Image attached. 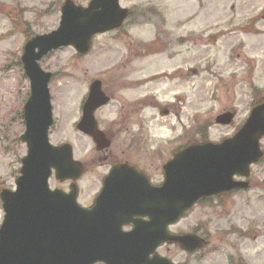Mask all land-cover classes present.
<instances>
[{"label": "rangeland", "instance_id": "rangeland-1", "mask_svg": "<svg viewBox=\"0 0 264 264\" xmlns=\"http://www.w3.org/2000/svg\"><path fill=\"white\" fill-rule=\"evenodd\" d=\"M65 1L0 0V186L15 187L27 153L19 140L26 131L23 100L30 92L21 66L24 46L29 36L59 27ZM72 1L80 6L90 2ZM121 5L132 12L131 17L122 29L95 36L87 55L62 48L41 61L43 70L54 74L50 140L54 145L72 144L74 157L88 167L89 176L99 177L107 164L100 162L92 140L73 130L81 117V98L96 79L119 93L117 101L136 109L120 113L116 124L115 110L96 113L103 121L99 128L115 134L112 157L122 158L127 150L132 161L153 170L181 144L232 137L255 102L264 98V0H121ZM16 12L22 13L19 29L10 17ZM120 58L123 67L116 72L113 66ZM188 69L199 71L184 81ZM162 108L172 114L161 117ZM227 112L236 114L233 125H217L215 119ZM130 138H139L136 149L129 146ZM261 145L264 151V139ZM249 181L248 191L199 204L178 225L183 233L202 226L213 237L228 231L203 250L209 259L204 264H219L227 252L247 264H264V158L251 168ZM81 190L84 203L94 189L82 184ZM3 217L0 203V224ZM169 255L177 261L185 258L175 248ZM187 261L197 264V257L188 256Z\"/></svg>", "mask_w": 264, "mask_h": 264}, {"label": "water", "instance_id": "water-1", "mask_svg": "<svg viewBox=\"0 0 264 264\" xmlns=\"http://www.w3.org/2000/svg\"><path fill=\"white\" fill-rule=\"evenodd\" d=\"M61 13L56 31L35 37L24 48L22 63L31 94L25 107L27 132L21 139L27 143L28 154L22 161L16 191L1 194L5 217L0 228V264H172L149 258L161 242L178 243L193 252L203 241L193 235L169 236L168 227L202 199L248 188L247 182H237L235 177H249L251 166L264 156V103L251 111L232 138L178 153L165 166V183L160 188L147 185L133 167H114L109 179L115 183L105 186L96 203H114L125 215L116 227L107 225L95 234L87 211L77 203L76 185L68 195L49 189L53 170L63 182L80 179L84 168L73 160L70 145L54 147L49 142L51 74L45 73L39 62L62 47L88 53L93 36L120 28L129 11L119 6V0H92L88 8L68 0ZM106 103L101 83L95 82L80 129L98 144L102 135L96 130L93 114ZM233 120L234 114L229 112L218 116L216 123L229 126ZM137 212L147 216L148 223L133 224L131 213ZM123 219L132 223L135 231L116 238Z\"/></svg>", "mask_w": 264, "mask_h": 264}, {"label": "flooded vegetation", "instance_id": "flooded-vegetation-1", "mask_svg": "<svg viewBox=\"0 0 264 264\" xmlns=\"http://www.w3.org/2000/svg\"><path fill=\"white\" fill-rule=\"evenodd\" d=\"M119 61L122 62V59H120ZM122 67H123V64H119L117 66L116 72H118ZM124 67H126V66L124 65ZM132 72L136 73L134 71H132ZM190 72L193 75H196L198 73L197 70H192V69H190ZM183 79H184V81H187V77H186L185 72L183 74ZM102 87H103V91L105 93V97L108 99L109 103L107 105L101 107L100 109H98L96 111V113L105 110V115H108L109 113L112 112V110H115V112L113 113L112 123L116 124V122H117L116 118L119 116L120 113H122L123 111H126V109H128V111L130 113H134V111H136V109L132 106H129V107L124 106V100L117 101L116 95L119 93H117L116 91H112L107 84L102 83ZM27 100H28V94H25V98L23 100L22 111H21V119H22L24 126H25V121H24L23 110H24V107L26 105ZM164 112H166L168 114V116H170L172 114L170 109L162 108L159 111V115L161 116V114ZM96 113H95V116H96V120L98 122V125H101L103 123V121L98 120ZM2 121H5V119H3ZM102 131L105 134V138L110 143V146L108 147V149H105L102 151H96V152H98V154H100L99 160L102 163V165L107 164V170H105L99 177L89 176L90 170L88 171V167L85 165L86 173H85L84 177L77 182L79 189H80V194H79V199H78V201L80 203H82L81 202V200H82L81 185L84 184L85 187L90 186L94 189V192H92L89 195V198L87 197L85 202L82 203V206L86 209V211L88 213V221L91 222L95 226L93 229L95 234L101 232L103 230V228L107 225H111L113 227H116L119 224V221L122 218V216L125 215V213L123 211L118 210L119 209L118 206L114 205V203L105 202L104 204L100 205V204H97L95 201L96 198L98 197V195L103 191L105 186H113L114 185L115 182L112 181L111 179H109V175H110L111 169L115 165L128 164V165L134 166L136 169H138V174L140 175L141 178L144 179V181L146 182L147 185H150L151 188H159L164 183V176H165L164 167H165L166 163H168L175 156V153H178L180 150H182V147L187 145L185 143L181 144L184 146H181L179 149L175 150L174 153L171 154L172 156L169 157L167 162L163 163L159 168H156L153 170L151 168L150 169L147 168L146 166L142 167L138 163H136L135 161H132L131 157L127 156V150H124L122 158H113L112 152H111V147L113 145V139L115 140V134H114V136L109 134V131H111V129L110 130L103 129ZM79 134H81V133H79ZM128 144L130 147L136 149L140 145V140H139V138H130L128 140ZM71 184H73V181H68V182H65V183L59 185L58 182L56 181V179L52 180V186L54 188L57 186H61L65 191H69ZM2 187L4 188L5 185H2ZM219 204L223 205L222 203H219ZM219 204H217V205L219 206ZM97 209H100V210L97 211ZM128 214H130V213H128ZM131 214L133 216V218H132L133 224L144 225V224L148 223V221H149V218L145 215L143 216L142 212L131 213ZM184 218H185V215H184L183 219ZM183 219H181V221ZM124 220L125 219H123V221H122L123 223H120V225H121L120 232L118 231V235L116 236V238H121L123 235L135 231L133 224L129 223V222L125 223ZM181 221H179L174 226L168 227L169 236H171V235L180 236V235L187 234V233L180 232L179 228L177 229V227L181 223ZM200 227L201 228H198L197 230H195L191 233L199 235L200 237H202L205 240V245H206L205 248H207L209 246V244L213 238H218V239L221 238V240H222V238H224L225 234H227V232H228L226 230L222 233V235L215 234L216 237H213L212 235L214 233L211 234V233H209L208 230H204V228L202 226H200ZM139 229H140V227L138 228V230ZM138 234L141 235V233H138ZM172 248H175V250H177L178 253L180 252V254H184V257H185L183 259L184 261H182V260L177 261V260H174L170 257L169 253H170V250ZM203 250L196 252V253L188 254L187 252L183 251L179 247V245H177V244H172L170 242H161L160 245L154 251V253L150 254L149 258L150 259H153V258L156 259V257L159 256L158 258L163 257V258L170 259L175 264H190L187 261L188 256L191 257V256L195 255L197 257V264H204L209 259H207V256H206L207 253L203 252ZM221 263L222 264L223 263L224 264H244V261H243V258L241 256H238L233 252H227V254L220 256V263L219 264H221ZM96 264H104V263L100 262V263H96Z\"/></svg>", "mask_w": 264, "mask_h": 264}, {"label": "trees", "instance_id": "trees-1", "mask_svg": "<svg viewBox=\"0 0 264 264\" xmlns=\"http://www.w3.org/2000/svg\"><path fill=\"white\" fill-rule=\"evenodd\" d=\"M14 24H15V26L19 29L20 27H21V25H22V22H21V19L19 18V17H16V18H14ZM21 24V25H20ZM29 32H30V29H26L25 30V34L27 35V37L29 36ZM32 37V35L31 36H29L28 38H31ZM261 102H264V98H262V100H257L256 102H255V104L254 105H257V104H259V103H261Z\"/></svg>", "mask_w": 264, "mask_h": 264}]
</instances>
